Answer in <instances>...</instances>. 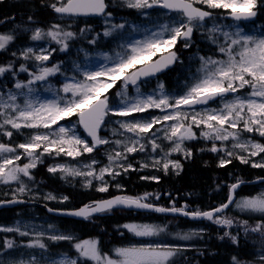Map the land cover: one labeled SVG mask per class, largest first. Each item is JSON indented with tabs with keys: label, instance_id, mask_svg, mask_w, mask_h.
<instances>
[{
	"label": "snow or ice",
	"instance_id": "1",
	"mask_svg": "<svg viewBox=\"0 0 264 264\" xmlns=\"http://www.w3.org/2000/svg\"><path fill=\"white\" fill-rule=\"evenodd\" d=\"M121 2L124 6L138 11L159 7L176 13L177 17L172 18L168 23L159 24L158 30L151 31L143 40L121 45L122 51L117 52L115 56L107 53L101 54L106 63L100 64L94 71L83 70V80H78L73 75L66 80L61 89L54 92L49 84L45 91L53 92V99L42 100L38 96L34 97L36 89L32 85L37 82H46L50 77L61 72L59 64L51 66L45 64L49 61L51 53L57 49H41L39 52L32 47L23 49L20 52L21 57L25 60L34 59L38 63L36 70L29 73L30 78L26 82L19 80L15 82L16 92L9 89L6 94L0 93V118H2L0 131L9 138L13 133L5 128L7 125L18 132L24 128L37 131H34L25 142L15 146L0 143V182L4 184L17 182L19 184L17 191L24 193L27 186L21 180V174L31 179L30 170L36 168L38 163H43L42 157L45 154L55 156L63 154L75 159L83 153H92L97 146L110 143L108 139L99 135L101 127L105 124V118L110 112L116 116L129 117L133 113H144L151 108L160 109L162 112H166L167 109H172V111L147 120L119 121L120 129L131 133L132 136L127 137L126 140L114 141L115 145L122 150L114 149V154L109 153L108 165L101 167L98 173L93 167L98 163L96 160L81 167L67 164L52 165L48 167V171L53 174L63 173L62 178L83 176L85 187L92 185V179L99 180L101 184L97 191L107 192L108 183L104 180L105 174L113 178L120 175V172L114 169V164L115 168L122 169L124 172L133 169L130 163H119V161H127L128 154L145 151L146 145L143 141L149 133H152V137L148 139L152 151L156 152L157 149L164 151L157 143L161 137H157L152 129L157 124L169 121L172 123L166 128L157 129V132L163 133L162 138L169 141L171 147L164 152L162 157L153 158L152 167H159L165 173L168 172L170 166L180 169L179 161L169 160L168 156L172 152H183L185 156L190 157L191 150L183 147V144L185 141L197 138L193 126L200 128L203 125L200 137L213 141L209 151L213 153L224 151L226 157H234L245 164L251 163L254 168H264V162H254L250 159L264 153V144L252 138H242L244 132H255L264 137V33L247 34L240 27L241 22L254 21L257 18L260 10L264 9V0H121ZM197 5H203L212 10H225V16L237 22L234 30L231 31H225L223 25L215 23L209 29L210 32H219L223 36L224 43L219 46L218 50L224 54L226 59L200 57L201 66L197 69L199 75L194 77V82L186 87L183 94L174 97L169 95L164 90L163 83H158V93L153 92L147 95L141 93L138 80L141 77L154 76L177 62L179 57L171 49L180 41H183L185 48L190 47L194 30L205 27L207 20L215 18L212 11ZM49 7L61 17L112 16L111 12H106L108 8L106 0H56ZM142 14L147 15V12L142 11ZM28 19L32 21L33 18L29 16ZM105 23L107 24L108 21L106 20ZM125 23L111 24L104 29L103 36L109 37L117 30H123ZM88 31H90L88 26L81 28L80 35ZM76 36L77 33L66 31L61 25L54 24L47 31L36 28L32 32L31 40L40 41L48 38L60 45L59 51L63 52L69 48L68 41ZM13 40L14 36L11 34H0V51L7 50ZM213 42L216 43L217 40L214 38ZM89 43L95 44L96 39L89 40ZM128 48L130 52L127 51ZM84 54L85 57L89 55L86 51ZM12 55L16 56V53ZM154 57L158 58L153 59ZM75 67L77 71L80 70L79 64ZM12 69V63L0 66V77ZM19 71L28 72L29 70L21 64ZM117 81H123V90L117 93L121 97L120 105L114 107L109 103L105 94L116 85ZM129 84L136 86V96H128ZM244 89L248 91L240 94ZM61 91L66 95L60 96ZM18 97H23L22 104L17 102ZM217 99L220 101L218 108H205L202 111L195 108L197 105H208L210 101ZM185 107L190 111L182 110ZM72 116L78 117V123L91 137V144L75 132L69 135L70 130L63 126L51 132L38 131L39 129H52V126L57 125L59 121ZM117 132L118 130H113L114 135ZM120 134L123 135V133ZM230 139L232 149H239L240 152L248 153V155L244 156L226 149L223 142ZM215 141H221V146L217 147ZM17 149L23 150L22 153H18ZM22 158H26L28 162L18 163ZM261 159L264 161V157ZM230 163L231 159L222 157L218 166L224 167ZM146 167H149L147 163L141 164V168ZM141 179H149V177H141ZM151 179L158 180L159 178L151 177ZM259 179L264 180V177ZM242 183L244 181L240 180L231 184L227 202L208 211H187L185 208L175 206L171 208L156 206L146 202L151 194L145 193L143 196L119 195L108 200L94 201L69 214L89 219L95 213L109 212L113 208L153 210L159 213H179L193 219H207L218 225L231 227L234 220L223 215L230 205L234 204L241 212L259 213L264 216V192L239 199L235 197V191ZM116 187L120 188L121 185L117 184ZM156 198L159 199V196L157 195ZM45 199L55 200L57 197L49 193ZM67 199L66 196L61 198L62 201ZM14 202L16 201H7V203ZM240 223L246 233L258 232L264 237V220L255 226H249L247 220ZM122 227L134 236L142 238L159 237L166 232V226L152 224L126 223ZM48 228L53 231L49 233L43 230L35 231L34 226L21 225L18 222L15 227H3L0 231L15 232L21 237L32 235L34 239L29 240L26 246L41 250L47 249V244L44 242L45 237L54 242H74L73 247L79 257L86 262H94V264H175V258L182 250L180 246L167 243H146L117 247L114 249V255H111L102 252L99 241L96 239L76 240L71 234L56 232L51 224ZM196 235L199 233L183 234L179 235V239L189 240ZM224 237H228L233 244L239 243L237 235L225 232L220 238L224 239ZM4 247L13 249L16 243L11 239H5ZM232 259L233 264H242L237 257L234 256ZM260 260L264 264V255L260 257ZM29 264H40V262L33 258ZM50 264H80V262L63 254L62 259L52 260Z\"/></svg>",
	"mask_w": 264,
	"mask_h": 264
},
{
	"label": "rangeland",
	"instance_id": "2",
	"mask_svg": "<svg viewBox=\"0 0 264 264\" xmlns=\"http://www.w3.org/2000/svg\"><path fill=\"white\" fill-rule=\"evenodd\" d=\"M112 1L115 3L123 4L121 2V0H112ZM198 6L205 7L203 5H198ZM134 10L137 12H140V13L142 11H145V10L138 11L136 9H134ZM212 11H214V12L216 11L217 16L215 15L214 16L215 18L213 20H207L205 22V27L194 30L193 35H192V39H191V46L190 47L185 48L183 46V43H179V45H176L174 47V48H176L175 51L177 50L176 53H177L178 57L180 55L184 54L185 51H187L189 49L191 52L189 54H187V60L184 61L185 64H183L182 66L179 67L177 73L173 77V80L169 84H165L164 80H162L160 76L154 77L152 79L149 78L150 80L146 79L142 83H138L141 93H143L145 95L152 94L153 92L158 93L157 85H158V83H163L164 84V90L169 95L174 97V96L183 94V92L186 91V87L194 82V77L199 75L197 73V69L200 68V66H201L200 57H212L213 59H226L224 54L220 53L218 50L219 46L224 43L223 36H221L219 32L212 33L209 31V29L215 23L218 25H223L224 26L223 30L231 31V30H234L237 22L233 21L230 18H225L226 17L225 16V10L215 9ZM146 12H147V15H143L141 13V16H140L141 21H138V22H136L135 20H129V19H125L122 17L115 18L113 15L111 17L103 16L98 20V23L99 24L101 23L103 25V31L106 27H109L111 24H121V23L127 22V23H125V28L123 30H117L116 32H114V34L112 36L106 37V39H110L111 43H112V48L110 49V51L102 50L101 48H99L100 43L98 41H96L95 44L89 43V40H91L93 38H95L96 40L101 38L100 36L97 37V34H95V32L93 31V26H88V27H90V31L86 32L83 35H80V29L85 28L87 25H84V27H81V26L78 27L77 25L71 27L69 24H68L69 26L62 25V28L64 30L75 32V33H77V36L74 39H71L68 41L69 48L67 51H63V52L59 51L60 45L57 44L58 45V47H57L58 51H55V52H57V55L59 53L60 54H66V57H65L66 61L61 60L57 55H55L51 59L52 54H54L55 52L51 53L49 61H46L45 64L47 66H51L53 64H59L60 68H61V72L57 73L55 76L50 77L48 79V81H46V82H37L36 84L32 85V87L36 89V92L33 94L34 97L38 96L42 100L43 99H53L54 98L53 92L61 89L62 85L66 82L67 79H69L73 75H75L76 79L83 80L84 79V77L82 75L83 70L87 69L88 71H94V70H97V68L100 64L106 63L103 60L101 54L107 53L111 56H115V54L117 52L122 51L121 45H129L136 40H143L146 35L150 34L151 31L158 30L159 24L168 23L171 21L172 18L177 17V14H173V15L168 16V14L166 12L162 11L159 7L147 9ZM262 12L263 11L260 10V14L257 16L258 17L257 20L261 21L264 18V12L263 13ZM64 18L65 17L58 16V17H55V20L65 21ZM106 20L108 21L107 24L105 23ZM29 25H30V23L28 21L27 22L26 21H18V22L14 23L13 28L11 30L6 31L4 33H1V34H11L14 36V40L12 42H10L9 46L7 47V50H5V51L9 52L11 55L14 52L16 53V56L12 55V57H13V63L15 64V67H17V68H15L13 66V69L11 72H8L3 77H0V93L6 94L9 89H11L13 92H16L17 90L14 88L15 82L17 80L26 82L30 78L29 73L36 70V65L38 62H36L34 59L25 60L23 57L20 56V52L23 49H26L28 47H32L37 52H39L41 49H47V50L56 49L55 44H53L50 39L48 40V38L40 40V41H33L35 43L32 45L31 44L25 45V43H23L22 41H19V42L16 41L15 37L20 36L21 34H26V33L29 34L30 32H33L36 29V28L33 29V28L29 27ZM133 26H135V28H138L139 30L138 31L135 30ZM240 27H242L244 29V32L247 34L260 35V34L264 33V30H263L264 26H261V24L253 23V21L246 22L244 24H243V22H241ZM47 30L48 29H46L45 31H47ZM103 31H102V35H103ZM30 34H32V33H30ZM165 36H167V34H165ZM80 37H81V39H80ZM214 38L217 40L216 43L213 42ZM80 40L83 43H81ZM202 40L206 41L207 45L204 44ZM39 42H41V43H39ZM200 43H202L203 45H201ZM69 50H71V51H69ZM85 51L89 54L87 57H85V54H84ZM127 51L130 52V48H128ZM178 62H179V59H178ZM21 64H24L28 68L29 71L28 72L19 71V67ZM76 64L80 65L79 71H77V69L75 67ZM109 66H110V62H109ZM138 66H140V65H137V67ZM64 70L70 71L72 75H67L64 72ZM13 72H15V75H13ZM181 72L184 74L182 75ZM21 75H26V79H23L22 77H20ZM58 79H59V81H62V82L57 83L56 80H58ZM49 84L52 86L53 92L45 91V88H47ZM122 90H123V81H117L116 85L113 88H111L105 94L108 97L109 103L111 105H113L114 107H118L120 105L121 97L118 96L117 93L121 92ZM247 91H248V89H244L241 91L240 94H243L244 92H247ZM127 93H128V96H130V97L136 96L137 95L136 86L129 84L127 87ZM59 95L65 96L66 94H64L61 91V92H59ZM67 95L70 96V94H67ZM17 102L22 104L23 103V97H18ZM218 107H220V101H217L215 104H212V105L197 107L196 110L202 111L205 108H218ZM153 110H156V112L153 114L147 113L148 111H153ZM182 110L190 111L189 109H186V108H184ZM148 111H146L144 113H133V115L129 116V117H120V116L113 115L111 112L109 113V115L105 118V124L102 127V133H103L102 137L108 139L110 141V143L99 145L97 148L99 150V152L103 153L102 156H104V158L107 160V163L102 164V165H99V163H97V164H95V165H97L96 167H95V165H93V167L97 170V173L101 167L108 165V163H109L108 154L109 153L114 154V152H113L114 149L117 151L122 150V148H118L115 145L114 141L117 139L126 140L127 137L132 136L131 133H126V132H124L123 129H120L119 123H118L119 121H121V120H133L135 117H136L135 119L147 120V119H151L152 117H160V116L166 114V112H171L172 109H167L166 112H162L160 109L151 108ZM0 120H2V118H0ZM171 123L172 122L169 121V122H164L163 124H157L152 129V132H156L157 137H161L160 139L157 140V143H159L161 145V147L163 148L164 151L162 152L160 149H157L156 152L152 151L151 144L148 143V139L152 137V133H149L147 135V137L145 138V140L143 141L146 145L145 151L128 154L127 161H119V163H125V164L130 163L133 166V169H135V170L129 169L127 172H124L122 169L115 168V164H114L113 165L114 169L116 171H119L120 175H117L113 178L112 176L105 174L104 180L108 183V187L110 185V180H118L117 177L123 176L124 174L129 175L130 173H133V174H137L135 176L138 177V175H139L141 177L139 172H144L145 174L150 176V180H148V181H151V182L159 181V180L151 179V177H158L159 176L160 177L159 179H161V178H164L165 176L174 177V176L178 175L180 173L181 169H183V166H182L183 162L185 160L190 159L192 157V155L194 154L192 148H196V146H195L196 143H193L194 146H191L190 144H192V142H202L201 146L203 148H206V151L208 153H211L214 156L215 160L218 161V165H219V161L222 157L227 158V159H231V161H236L238 163L240 162V160H238L234 157H226L224 151H220L217 153H213V152L209 151L208 149L211 148L213 141L205 140V139L200 137V132L203 129V125H202L200 128H196L195 126H193V130L196 132L197 138L193 139V140L185 141L183 144V147L191 150L192 155L190 157L185 156V154L183 152H172L168 156L169 160L179 161V163L181 165L180 169H174L170 166L168 172L165 173L159 167H152L153 158L162 157L164 155V152H167L171 147V143L169 141L163 139L162 138L163 133L157 132V129L166 128ZM60 126H63L67 129H69L70 130L69 135H71L72 132H75L76 135L82 137L83 139L87 140L91 144V141L89 139H87L85 137L84 133L81 131L80 125L78 123V117H76V116H72L70 118H66L65 120L59 121L57 125L52 126V129H48V130L39 129L38 131L51 132ZM5 128L10 129L11 126L7 125V126H5ZM114 129L118 130L117 134H115V135L113 134ZM34 131H37V130L32 129V132H34ZM1 133H2V131H0V138L4 139L6 137V135H3ZM120 133H123V135H121ZM242 138H252L257 142L264 144V137L259 136V134L255 133V132H253V133L244 132V133H242ZM215 144L217 145V147H220L222 142L221 141H215ZM231 144H232L231 139L229 141L223 142V145L225 146L226 149L233 150L234 152H237V153L244 155V156L248 155V153L240 152L239 149H232ZM94 150H96V149H94ZM22 151L23 150L17 149L18 153H22ZM84 154H88V153H83L82 155H84ZM59 156L66 158L69 161L65 160L66 163L58 162V163L50 164L49 166L57 165V164H67V165H73V166L81 167V166L91 162V161L90 162H86V161H79L78 162V159H80V160L82 159L81 156H78L75 159H73L72 157L63 155V154H61ZM59 156L45 154L42 159L44 160V157H52L54 159H56V158L61 159V158H58ZM262 157H264V153H261L260 155H258L256 157H251L250 159H251V161H254V162H264L261 159ZM27 162L28 161L26 158H22L18 163L23 164V163H27ZM142 163H147L149 165V167L141 168ZM241 164L252 167L251 163H247V164L241 163ZM39 166H40V163L37 164L36 168L30 170L31 177H32L31 179L29 177H24L21 174V180L27 186L26 191L24 193H20L19 191H17V189L19 187V184L17 182H11L9 184H4V183L0 182V187L3 191L4 196L6 198L19 197L22 199H28V200L37 201V202L45 201L47 203H52V204H63L65 201H62L61 198L65 197V196H63V195L59 196V195H57L51 191H45V190H41L39 188H34V187L29 186V185L34 183L33 173L36 172L37 169H39ZM252 168H254V167H252ZM259 169H264V168H259ZM55 174H57L58 177L61 180L65 181L67 184H74L73 182H76V183L82 185L83 189H85V190L94 191V188L95 187L98 188L101 184V182L99 180L92 179V185L90 187H85V177H83V176H75V177L66 176L65 178H62V176H64L63 173L57 172ZM89 179H91V178H89ZM93 182H95L96 185L93 184ZM3 184H4V186H3ZM117 184H115L114 187L116 188V191H119L120 188H122V187L117 188L116 187ZM229 185H230V183L227 185V191H228ZM257 186H258V188L256 190L258 192L256 194L259 195L260 193L264 192V183H260ZM49 193L56 196L57 199H55V200L45 199V196ZM243 197H249V196L242 195L239 198H243ZM239 198H237V199H239ZM231 208H232L231 213L234 212V214L237 217L240 214H246V215L252 214L253 216L259 214V213L241 212L238 208L235 207V205L232 206ZM18 222L21 225L34 226L35 231L43 230L46 233L53 231L52 229L48 228V225L51 224L54 226V230L56 232L64 233V234H71L70 232H67L63 229L58 228L54 219L48 217L45 214H39L32 208L23 209V210L16 212V216L9 223L3 224V225L0 224V228L15 227ZM136 224H152V225H159L162 227L166 226V232L159 237H152V238L139 237L140 240L138 242H135V243H128V244L125 243V244L112 245L111 246L112 248H110V253H108V254L114 255V249L117 247H126V246L146 244V243H167V244H170L173 246L184 247V246H186V244L182 243V242H184V241L190 242V241H192V238L189 240H181V239H179V235L191 234L195 231L201 230L200 226H198L197 224H193V223L191 226L186 227L184 229L176 228L177 226H179L181 224V222L178 220H174V219H166L163 222L155 221L154 219H149V220H143V222L139 221ZM233 225H238V224L233 223ZM238 226H240V225H238ZM240 227H242L243 238L251 240V243L253 244V250L255 252V253H251V255H249V257H246L240 261L242 262V264H262L260 257L262 255H264V237H262L261 235L251 237L248 235V233H246L244 231L243 226H240ZM119 228L120 227H118L117 230ZM113 230L115 231L116 228L114 227ZM125 231L128 235L134 236L132 233L128 232L127 229H125ZM0 233L2 235L9 236V237H2V240L0 243V264H29V262L32 261L33 258L38 260L40 262V264H50V262L52 260L59 261L60 259L63 258L64 253H68V252H61V253L52 252L53 250L49 249V247H48L49 244H55V245L59 246V244L62 243L63 244V246L61 247L62 250L76 252V250L73 247L74 242H69V241H55L54 242V241L48 240L47 237H45L44 242L47 244V249L41 250L39 248H29L26 246V244L29 240L34 239V236H32V235L21 237L18 233H15V232L0 231ZM71 235L74 236L75 238H77V235H75V234H71ZM5 239H11V240L15 241L16 247H14L13 249L5 248L4 247V240ZM118 239H121V238H118ZM197 241H199V240H196V242ZM68 256L72 257L74 259H77L80 262V264L82 262H85V264H94V262L84 261L82 258L79 257L78 253H77V255H72V256L68 255Z\"/></svg>",
	"mask_w": 264,
	"mask_h": 264
},
{
	"label": "trees",
	"instance_id": "3",
	"mask_svg": "<svg viewBox=\"0 0 264 264\" xmlns=\"http://www.w3.org/2000/svg\"><path fill=\"white\" fill-rule=\"evenodd\" d=\"M50 3L54 1L48 0H2L0 2V34L13 28L15 22L28 21L31 25L37 26L41 29H49L53 24H68L66 22L54 23V14L49 7ZM29 16L33 19L29 21ZM87 23V22H86ZM85 22H79L78 27L88 25ZM17 40L28 41L27 35H21ZM204 44L207 42L202 40ZM81 43H83L80 40ZM203 45L202 43H200ZM57 49V46H55ZM208 47V46H207ZM190 49L180 55V63L176 64L165 77L166 84H169L174 75L177 73L180 66L185 64L187 54ZM59 58L64 54H58ZM57 55V56H58ZM55 56V55H54ZM13 63V57L5 50L0 51V66ZM17 68V67H15ZM14 68V69H15ZM11 72V71H10ZM183 75L184 73L181 72ZM26 75H21L25 77ZM21 135L13 133L10 141L12 145H17L21 141ZM3 141V140H2ZM5 141V140H4ZM6 141V142H7ZM199 150V153L197 151ZM194 155L190 161L185 163L183 171L175 177L161 178L158 183L140 181L134 174L122 179L123 194L131 196H143L145 193L152 192L153 196L149 197L151 203L155 202L158 206L168 207L175 206L177 208H185L187 211L201 210L206 211L214 206L224 203L228 196L227 185L233 184L237 181H251L257 178L264 177V169L249 168L246 165L239 164L236 161H231L224 167L218 166L211 153L206 152L202 148H193ZM33 181L35 185L45 187L47 189L59 191L68 197V201L64 204L54 205L59 208H77L83 204L91 203L95 200L108 197L111 192L100 194L92 190H84L80 185L63 184L58 176L50 174L44 166H40L36 172L33 173ZM207 181V189L209 194L203 198L198 196L201 188H198L200 183ZM201 181V182H200ZM229 185V186H230ZM229 189V187H228ZM255 186H244L237 193L238 195L250 196L255 192ZM159 196V199L155 197ZM7 200L0 187V201ZM13 209H4L0 211V221L11 218L13 216ZM143 214L131 212L127 210H113L110 215L92 216L84 221H75L63 219L62 225L69 227L68 229L75 230L81 236L98 237L102 244L109 245L111 243L118 244V238L126 240L127 234L123 231L117 230V226L130 222L133 220L140 221L143 219ZM232 218L235 224L241 225V221L247 220L249 226H255L264 216H248L242 214L238 218L231 210L226 212L224 216ZM184 225L187 222H183ZM238 225L221 226L212 221L211 224H204L207 235L203 239H207V243L201 241L204 245L196 250H181L175 258V264H204L209 259L216 260L220 264H233L232 258L235 256L239 260L249 257L253 250L251 240L245 239L242 236V227ZM116 228L114 231L113 228ZM225 232L232 235H237L238 244H233L228 237L221 239ZM249 236H258V232H247ZM131 238V237H130Z\"/></svg>",
	"mask_w": 264,
	"mask_h": 264
},
{
	"label": "water",
	"instance_id": "4",
	"mask_svg": "<svg viewBox=\"0 0 264 264\" xmlns=\"http://www.w3.org/2000/svg\"><path fill=\"white\" fill-rule=\"evenodd\" d=\"M88 17H94V16H88ZM173 65V64H172ZM172 65H170L168 68H166V69H164L163 71H165V70H167V69H169ZM163 71H161V72H163ZM161 72H159V73H161ZM156 74H158V73H156ZM197 106H200V105H197ZM241 185V184H240ZM240 187V186H239ZM238 187V188H239ZM238 188L236 189V191L238 190ZM16 202H14V203H7V201H4V203H0V209H3V208H13V207H16V206H25L27 203L26 202H24V201H22V200H16V199H14ZM9 201H13V200H9ZM227 202V201H226ZM85 206V205H84ZM231 206V205H230ZM229 206V207H230ZM44 209H46L47 211H48V213L49 214H51V215H53V216H56V217H65V218H73V219H80V220H82V219H84V218H82V217H76V216H73V215H70L69 213H71V212H73V211H75V210H73V211H59V210H55V211H49L48 210V208H46V207H44V206H42ZM81 207H83V206H81ZM80 207V208H81ZM79 209V208H78ZM78 209H76V210H78ZM128 209V208H127ZM130 210H132V211H146V212H152V213H157V214H162V215H169V216H179V217H184V218H187V219H190V220H194V221H198V220H203V219H199V218H197V219H193L192 217H190V216H184V215H182V214H179V213H159V212H155V211H153V210H138V209H130ZM96 214H98V213H95V214H93V215H96Z\"/></svg>",
	"mask_w": 264,
	"mask_h": 264
},
{
	"label": "bare ground",
	"instance_id": "5",
	"mask_svg": "<svg viewBox=\"0 0 264 264\" xmlns=\"http://www.w3.org/2000/svg\"><path fill=\"white\" fill-rule=\"evenodd\" d=\"M207 182H208V180L203 181V183H200V185L198 187V188L202 187L200 193H198V196L200 198H203L209 194V190L207 189ZM204 264H220V263L219 262L217 263L216 260H213V259L210 260L209 259V261L208 260L205 261Z\"/></svg>",
	"mask_w": 264,
	"mask_h": 264
}]
</instances>
